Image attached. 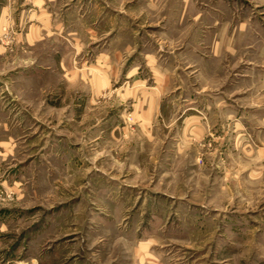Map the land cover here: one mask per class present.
Here are the masks:
<instances>
[{
    "label": "rangeland",
    "instance_id": "rangeland-1",
    "mask_svg": "<svg viewBox=\"0 0 264 264\" xmlns=\"http://www.w3.org/2000/svg\"><path fill=\"white\" fill-rule=\"evenodd\" d=\"M1 2L0 264L194 258L264 227L260 0H49L34 45Z\"/></svg>",
    "mask_w": 264,
    "mask_h": 264
},
{
    "label": "crops",
    "instance_id": "crops-1",
    "mask_svg": "<svg viewBox=\"0 0 264 264\" xmlns=\"http://www.w3.org/2000/svg\"><path fill=\"white\" fill-rule=\"evenodd\" d=\"M260 1L261 4L264 5V0ZM18 2V8L22 12L27 11L29 14V19L27 20V32L23 36V40H25V42L29 45L38 44V42L43 39V29H46L48 26H52L51 19L47 16L49 14V0H18ZM106 4L107 1H105L103 6ZM10 5V3L1 2L0 0L1 23L6 21L7 16L11 15ZM241 26H239V30L246 32V24L242 27ZM250 33L252 34L254 31ZM255 33H258V37H260L257 43L259 47L258 54L261 68L264 69V27H260V31H255ZM233 44L235 45L233 39L228 42H221L218 40L213 43L212 48L217 52H223L226 50L229 53H234L235 51L232 47ZM260 77V88L261 91H264V70ZM256 106L259 109H264V102ZM243 230L246 234L242 243H236L234 240H230L228 243L220 244L219 250L215 249L212 251L207 247L208 249H202L201 252L195 254L194 258L192 255L190 258L178 256V259L174 260L172 259L173 257H169L168 254H158L156 252L149 251V253H147L148 259L145 264H264V233L257 238L253 235V233L258 230L264 232V227L255 229L246 227ZM209 252H212V255H208ZM168 257L170 259H168Z\"/></svg>",
    "mask_w": 264,
    "mask_h": 264
}]
</instances>
